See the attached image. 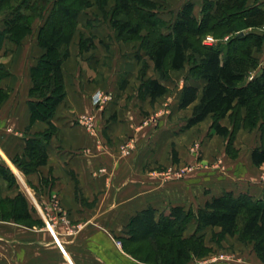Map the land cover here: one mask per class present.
Wrapping results in <instances>:
<instances>
[{"label": "crops", "instance_id": "obj_1", "mask_svg": "<svg viewBox=\"0 0 264 264\" xmlns=\"http://www.w3.org/2000/svg\"><path fill=\"white\" fill-rule=\"evenodd\" d=\"M203 1L163 2L176 14L187 2L196 12ZM255 5H264V0L246 2L247 7ZM4 19L0 11V31ZM82 21L79 17V31L62 64L65 97L51 120L56 130L46 144L45 163L28 174L14 160L24 159L27 141L41 138L49 129L45 122L31 120L28 106L30 69L44 52L37 44V24L33 22L32 34L20 45L9 40L1 44L0 166L13 182L0 173V197L22 195L31 218L41 224L0 220V264H140L123 251L121 240L128 237L130 220L141 210L153 208L157 216L172 207L196 212L224 192L264 198V180L253 175L247 180L250 171L264 170V164L251 163L254 147L241 164L225 156L226 138L210 129L211 121L203 125L208 118L185 128L192 106L178 108L182 87L193 85L201 91L203 81H184L171 93L139 42L118 41L112 30L110 39L96 28L82 26ZM80 39L91 46L80 49ZM260 55L262 62L264 42ZM180 72L184 69L170 71L169 77L178 79ZM148 79L158 80L167 93L151 102L139 91ZM99 91L111 96L101 107L92 101ZM240 133L244 132L238 130L235 141ZM127 141L134 149L123 156L119 148ZM197 148L201 160L191 153ZM185 167L191 171L180 177ZM57 211L60 217L54 219ZM252 256V264H264Z\"/></svg>", "mask_w": 264, "mask_h": 264}, {"label": "trees", "instance_id": "obj_2", "mask_svg": "<svg viewBox=\"0 0 264 264\" xmlns=\"http://www.w3.org/2000/svg\"><path fill=\"white\" fill-rule=\"evenodd\" d=\"M33 1L0 0V11L8 15L0 31V47L4 40L20 45L32 34L33 22L40 19L32 13ZM108 1L54 0L38 27L37 44L44 52L30 69L32 85L28 106L31 120L45 122L49 129L41 138L27 141L24 159L14 160L24 174L36 171L45 163V147L56 130L51 120L65 97L62 64L69 57L79 17L93 5L104 10ZM112 1L109 26L116 39L139 42V48L153 63L160 81L167 82L170 71H181L189 65L187 79L204 82L201 91L193 85L182 87L178 108L192 106L185 128L210 118V129L230 141L239 129L253 130L262 119L260 146L251 150L250 160L255 167L263 165L264 110L257 105L262 104L264 108V61L259 57L264 42L261 31L264 5L247 7V0H204L196 13L195 5L187 2L167 22L158 13L164 3L159 0ZM207 36L217 39L218 43L204 44ZM225 37L227 40L219 43ZM86 42L80 39L79 48H84ZM139 91L153 102L165 95L167 88L156 79H148L142 82ZM225 118L231 130L221 125ZM0 173L7 182H13V177L1 166ZM192 213L182 207H172L168 214L158 216L153 208L141 210L130 220L128 237L121 240L123 251L135 259L142 242L164 238L165 241L156 245L155 264L160 258L165 264H187L192 256L200 257L202 240L192 243L194 235L183 237ZM192 218L197 231L218 228L219 238L229 236L252 243L256 257L264 263V198L224 192L207 201ZM0 220L29 225L31 218L25 198L20 194L13 199L0 197ZM33 223L41 224L40 221ZM129 245H136L131 252ZM143 262L147 264L149 260L143 258Z\"/></svg>", "mask_w": 264, "mask_h": 264}, {"label": "rangeland", "instance_id": "obj_3", "mask_svg": "<svg viewBox=\"0 0 264 264\" xmlns=\"http://www.w3.org/2000/svg\"><path fill=\"white\" fill-rule=\"evenodd\" d=\"M53 1L54 0H34L32 2L33 4L31 5L32 13L34 16L36 17L38 16L40 18V19L35 20V23L37 24V27H36L37 30H38V27L43 23V18L45 14L48 12V10H50L51 4ZM159 1L163 2L164 0H159ZM112 5H113L112 0L108 1V4L104 10H101L96 5H93L92 7H94V10L91 11V9H88L80 15V18L83 20L82 22L84 23V24L81 23V25L84 27H90L91 30L96 28L95 30L97 29L100 30V33L101 34L103 33V36H105L104 34H106L107 37L111 39V35H110L111 28L109 26V13L111 9L110 7ZM199 9H200V6H199ZM199 9L196 8L197 13ZM158 13L160 14V16L162 15L163 16L162 18H164V20H166L167 22L172 21L176 15L175 11L174 10L170 11L167 5H165V3H163V6L158 9ZM6 15L7 13L4 12L5 19L8 16ZM79 25H80V22L77 28L78 31H79ZM105 39H106L105 37L101 38L99 40L100 43L102 44L105 43L106 41ZM213 40L215 42L214 44L218 43L217 39L213 38ZM226 40H227V37L221 39L219 43L223 44ZM82 41L86 42V40H82ZM87 42L84 43V47L88 46ZM259 57L260 59L262 58L261 55ZM188 69H189V65H186L184 68V72L179 73L178 79L170 78L166 82L169 88L171 89V93H175L177 88L181 84H183L184 81H188V82L190 81L189 79H187ZM257 106L259 109L264 110V108L262 107V104H259ZM210 121L212 122V120L208 118L204 122L203 125L205 126L207 124H210ZM222 122L223 124H227L230 126L228 118H225ZM258 122L259 124L253 130L245 129V128L239 129L244 132V133H240L239 141H235V138H236L235 136L230 141L228 140L226 141V139H224V141L226 142V150L224 153L225 156H227L229 159H238L239 163L241 164H244L245 161H247L250 149H252L253 147L255 148V147L260 146V135H261L260 130L263 129V127L261 128L262 125L260 123L263 121L262 119H260ZM235 142H237L238 145L241 144V147L239 149H236L235 147H233V144ZM191 153L192 154L195 153L197 160L202 159L201 151H199L198 148L192 151ZM243 173H244V170L242 172V175ZM247 175H248L247 180H250L252 175L253 177L257 176L255 180H260L261 182L264 180V170H260L258 174L250 171ZM247 175L245 174L244 177H246ZM195 213L196 212H193L192 216H194ZM192 216L188 219L187 226L183 232V237L189 238L190 236L194 235V239L192 240V243H195L196 240L200 239L202 240V245H201L202 247H201L200 254H199L200 257L192 256L190 261L187 264H252V262H254V257L252 256V253H254L252 243H247V242L243 243V242H240L237 238H230V239L225 238V237L219 238L217 236V232H214L213 229H210V228L197 231L196 222L194 218H192ZM34 221H38V220H33L31 218L30 222L28 221L27 224L31 225ZM161 241H165V239L164 238H149L148 240H146V242H142L140 244L141 248L138 249V252H137L138 254L135 257V259H137L136 261L139 260L140 262L139 261L138 262L140 264H145L143 262V258H146L147 260H149L147 264H155L154 255L156 254V245L159 244ZM135 246L136 245L127 246L128 251L131 252L135 248ZM121 247H122V242H121ZM239 260L241 262H239ZM156 264H165V261H163L160 258Z\"/></svg>", "mask_w": 264, "mask_h": 264}, {"label": "built area", "instance_id": "obj_4", "mask_svg": "<svg viewBox=\"0 0 264 264\" xmlns=\"http://www.w3.org/2000/svg\"><path fill=\"white\" fill-rule=\"evenodd\" d=\"M204 44L206 45H213L215 42L213 40L212 37L210 36H207L205 37L204 41H203ZM111 99V96L108 95V94H104L102 92H96L93 97H92V101L93 103L97 106V107H101L103 106V104H105V102H107L108 100ZM134 143L132 141H127L125 142L123 145L120 146L119 150L121 152V154L123 156H128L132 153L134 147H133ZM194 151V150H193ZM195 155V153H193ZM196 156V155H195ZM191 171V167H185L183 168L181 171H179V176L182 177L184 176L185 174H187L188 172ZM56 217H60V214H59V211H57L53 218L55 219ZM52 234H53V231H51Z\"/></svg>", "mask_w": 264, "mask_h": 264}]
</instances>
